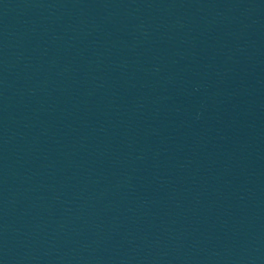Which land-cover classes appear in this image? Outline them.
<instances>
[{"label":"water","instance_id":"water-1","mask_svg":"<svg viewBox=\"0 0 264 264\" xmlns=\"http://www.w3.org/2000/svg\"><path fill=\"white\" fill-rule=\"evenodd\" d=\"M0 264H264V0H3Z\"/></svg>","mask_w":264,"mask_h":264}]
</instances>
